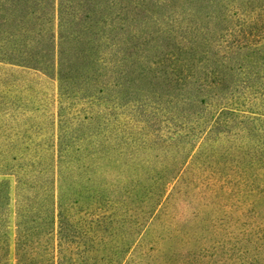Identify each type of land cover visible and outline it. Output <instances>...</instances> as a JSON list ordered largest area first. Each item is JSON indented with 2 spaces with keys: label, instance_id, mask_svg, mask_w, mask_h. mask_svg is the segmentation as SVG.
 <instances>
[{
  "label": "rangeland",
  "instance_id": "1",
  "mask_svg": "<svg viewBox=\"0 0 264 264\" xmlns=\"http://www.w3.org/2000/svg\"><path fill=\"white\" fill-rule=\"evenodd\" d=\"M263 8L264 0H0V264L26 261L16 237L19 188L35 158L28 187L35 184L37 221L38 162L49 156L53 170L61 87L70 103L65 139L90 152L71 156L92 175L77 188L75 214L100 220L80 244L89 253L82 264H264V49L228 55L242 20L253 26ZM177 56L197 78H226L218 92L226 104L174 75ZM109 139L102 164L91 145ZM210 153L221 157L211 174ZM181 157L168 200L150 207L152 179ZM34 235L27 239L48 238Z\"/></svg>",
  "mask_w": 264,
  "mask_h": 264
},
{
  "label": "trees",
  "instance_id": "2",
  "mask_svg": "<svg viewBox=\"0 0 264 264\" xmlns=\"http://www.w3.org/2000/svg\"><path fill=\"white\" fill-rule=\"evenodd\" d=\"M237 4L236 9L243 10L242 6L239 3ZM247 6L249 7V5ZM250 8L251 7H249V9ZM237 10L236 13H238ZM254 11V9L251 10V12ZM254 15L255 18L252 19L254 25L251 27H246V24H244L242 20L241 28L238 29L240 35L235 36L232 40L234 43L229 44V56L235 57L239 55L238 57H242L243 52L248 51V49H252L253 51H256L257 47H259V51L264 49V13H261V15L254 13ZM65 38L64 30L61 28L59 52L61 64H63V59L65 58L64 54L66 52L64 44L69 42L68 39L66 40ZM169 60L171 61V72H173L174 75H185L187 78L189 76L194 78L193 84L192 82L190 84L193 86L194 84H198L207 88L208 92L212 94L213 97L216 96L217 100L221 98V103L226 104L224 98L218 94L222 86H228L226 78L217 76L213 71L208 74L206 73L205 77L197 78L196 72L191 69L193 66H191L190 63L179 60L178 56L175 58V63H173L172 59ZM60 70L62 72L61 68ZM60 78L63 79L62 76H60ZM64 94L61 87L57 95L58 105L56 118L55 121H53L54 126L57 123V143L55 142V144H53V151L55 152L52 158L53 170L51 171L49 160L46 165V159H49V156L45 155L44 157L46 158L41 157L42 160L38 162L41 169L38 175V187L36 191L39 199V205H37L39 218L37 221L34 218L35 184L28 187V182L35 183V158L32 159V162L28 165H24L25 176L23 178L25 182L21 183L27 188H19L21 193L18 196L15 213L17 244L19 248H21V254L19 256L20 258L22 256L23 258L25 257L26 261L19 264H82L89 253L82 249V245L80 244L82 240L90 239L91 228L94 229L99 225L98 223H100L99 219L94 221L93 219L87 220L83 217H77L75 214L78 209L77 204L80 202V198L76 195L77 188L86 184L89 179L92 180V175H90L91 165L87 166V172H85V166L82 165L80 159L73 160L71 156H87L90 152L89 148L85 147L82 142L72 148V145L68 144V139H65L67 130L65 131L63 127L69 118L68 109L70 103L68 104L67 98L65 97L66 94ZM230 108V105H224L221 109L223 111L224 109L229 110ZM211 112L212 111H210V113ZM222 113L223 112H221V114ZM215 122L217 125L225 123L221 116H218ZM113 146L111 139L103 142L98 140L91 145V149L93 150L92 153L97 152L103 164L104 160L107 159L108 152L112 150ZM212 156L217 157L218 155L210 153L205 160H210ZM219 158L221 157L219 156L213 161L214 165L205 167L208 169L209 174L214 171L212 168L221 165ZM182 160L183 157H181V163L174 161L172 163V165L175 164L173 168L170 167L168 171L152 179L150 184L154 191V201L149 204L150 207L168 200L170 188L174 186L182 173V169H179V166L183 164ZM94 166L95 168L92 169H99L97 165ZM98 171L101 173L100 170ZM98 178L99 177H97V179ZM190 178V183L195 185L199 176L192 173ZM140 181V179H137V182ZM6 182H1L0 180V239L2 238L1 233L5 232L7 229L6 214L5 211H3L6 201L3 200V187H1V184ZM183 193L182 191L181 194ZM173 198L174 200L177 199L175 197ZM2 211L4 212V216L2 215ZM35 229L42 231L43 235H48V238H42L36 243L31 239H27L35 234ZM75 238H77V240ZM91 240L93 246L101 245V242L96 241L95 237ZM73 242L76 244L75 251L72 249ZM29 259L30 261L28 262Z\"/></svg>",
  "mask_w": 264,
  "mask_h": 264
}]
</instances>
